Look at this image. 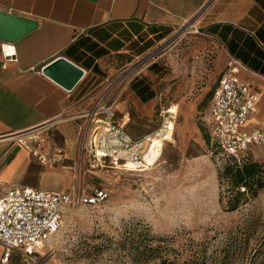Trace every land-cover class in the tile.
<instances>
[{"label":"rangeland","instance_id":"1","mask_svg":"<svg viewBox=\"0 0 264 264\" xmlns=\"http://www.w3.org/2000/svg\"><path fill=\"white\" fill-rule=\"evenodd\" d=\"M153 51L154 66L137 80L154 98L143 102L134 81L121 117L130 113L127 129L138 137L158 130L172 108L174 137L158 163L103 172L98 181L112 191L105 203L67 211L39 261L17 253L8 264H264V189L230 210L235 192L219 178L226 161L205 138L225 59L220 41L191 21Z\"/></svg>","mask_w":264,"mask_h":264},{"label":"crops","instance_id":"2","mask_svg":"<svg viewBox=\"0 0 264 264\" xmlns=\"http://www.w3.org/2000/svg\"><path fill=\"white\" fill-rule=\"evenodd\" d=\"M0 11L38 25L15 44L0 43V195L12 187L70 192L72 173L61 166L42 165L13 135L60 114L85 110L86 97L106 77L148 54L191 21L220 41L225 56L219 63L222 74L232 59L244 66L239 76L261 93L247 128L264 131V0H0ZM59 57L85 71L72 91L42 72ZM121 108L120 100L118 119L133 138L151 133L137 137L129 132L131 116L124 112L121 117ZM208 115L209 124L210 111ZM78 126L77 121L67 120L48 135V142L60 145L69 162L75 157ZM252 153L258 160L264 145L255 146ZM90 181L98 182L94 177ZM3 252L0 244V264Z\"/></svg>","mask_w":264,"mask_h":264},{"label":"built area","instance_id":"3","mask_svg":"<svg viewBox=\"0 0 264 264\" xmlns=\"http://www.w3.org/2000/svg\"><path fill=\"white\" fill-rule=\"evenodd\" d=\"M153 53L152 50L106 77L86 97L85 110L74 115L60 114L40 127L13 135L42 165L70 171L74 184L67 193L12 187L0 195V244L4 248L1 264H8L17 253L28 261H39L44 248L60 232L67 211L105 203L111 197V189L99 181L93 183L91 177L98 180L109 169L147 171L158 163L165 144L174 137L175 117L168 113L172 108L162 113L158 130L138 139L126 131L117 116L122 95L154 63ZM243 67L236 59L229 62L209 109V134L212 145L219 150L217 161L230 157L240 161L255 146L264 145V131L247 128L261 93L241 79L239 69ZM67 120L79 125L71 162L60 145L48 142L49 132Z\"/></svg>","mask_w":264,"mask_h":264},{"label":"trees","instance_id":"4","mask_svg":"<svg viewBox=\"0 0 264 264\" xmlns=\"http://www.w3.org/2000/svg\"><path fill=\"white\" fill-rule=\"evenodd\" d=\"M153 65L150 66L152 68ZM157 70V69H156ZM134 80L136 86L137 95L144 101H149L154 98V93L150 92L145 83L142 80ZM133 81V82H134ZM214 91L211 97L213 98ZM211 98V99H212ZM207 142L212 145L210 134L205 136ZM214 153L217 154L219 150L212 145ZM248 153L246 157L240 161L233 157L226 160L225 164L222 166L223 170L219 173L220 179H226L229 181L230 188L229 191L235 192V199L231 200L230 210H235L238 208V203L240 198L245 194L252 193L253 196L257 195L258 192L264 189V162H258L253 159L251 154ZM159 264H172L168 261H161Z\"/></svg>","mask_w":264,"mask_h":264},{"label":"water","instance_id":"5","mask_svg":"<svg viewBox=\"0 0 264 264\" xmlns=\"http://www.w3.org/2000/svg\"><path fill=\"white\" fill-rule=\"evenodd\" d=\"M37 22L0 11V43L15 44L37 28ZM43 74L67 91H72L83 78L85 71L65 57L47 65Z\"/></svg>","mask_w":264,"mask_h":264},{"label":"bare ground","instance_id":"6","mask_svg":"<svg viewBox=\"0 0 264 264\" xmlns=\"http://www.w3.org/2000/svg\"><path fill=\"white\" fill-rule=\"evenodd\" d=\"M7 49H10L9 45L6 46ZM169 113V112H168ZM174 126V125H173ZM134 171V170H133ZM135 172H145V171H135Z\"/></svg>","mask_w":264,"mask_h":264}]
</instances>
